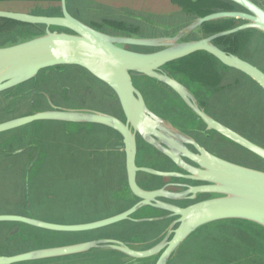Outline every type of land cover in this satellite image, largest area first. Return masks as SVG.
<instances>
[{
    "label": "water",
    "instance_id": "95a60500",
    "mask_svg": "<svg viewBox=\"0 0 264 264\" xmlns=\"http://www.w3.org/2000/svg\"><path fill=\"white\" fill-rule=\"evenodd\" d=\"M69 1L71 0L55 2L54 7L60 8L58 15H38L37 12H30L33 4L28 9H13L5 7L10 1L0 2V18L46 27L42 32L23 29L21 33L18 32L19 40L12 42L13 44L0 45V94L35 82L42 71L46 74L56 67H79L113 90L125 121L91 109L56 107L47 96L51 110L34 111L2 122L0 133L35 121L48 120L102 125L116 130L123 137L127 183L136 203L122 213L90 223L58 224L12 214H0V223H18L19 226L11 233L14 236L19 234L23 225L55 233H80L96 231L123 221L160 220L133 218V215L145 207L169 212L167 218L176 219L167 229L165 238L149 249H136L120 240L103 238L40 248L15 255H0V264L42 261L83 254L94 249L122 253L127 256L124 260L128 264H148L156 259L155 264H168L189 238L200 229L214 226L215 223L236 220L252 223L264 230V170L234 163L212 154L189 134L151 111L133 80L134 77H145L167 86L197 116L208 132L221 135L252 153L263 163L264 147L208 114L199 104L196 95L179 82L166 69V65L195 53L205 52L215 57L223 66L248 76L264 92V66L260 67L255 61H248L227 52L215 43L222 37L244 31H253L264 39V8L253 0H228L244 10L218 11L204 17L199 16L177 31L170 24H153L140 18L137 21L167 32L160 36H140L119 30L114 35L100 31L74 16L69 10ZM218 20H235L238 23L232 29L208 36L200 32L205 23ZM191 33H199L198 38L187 40ZM132 48H148L149 51L138 52L131 50ZM137 135L169 157L186 174L139 167L136 164ZM188 145L194 147L197 153L191 151ZM185 158L196 166L187 163ZM139 173L164 178H183L202 184L191 186L182 193H171L166 188L146 190L138 183ZM188 194L191 196L188 197ZM197 195H210V198L186 207L159 200H195Z\"/></svg>",
    "mask_w": 264,
    "mask_h": 264
},
{
    "label": "rangeland",
    "instance_id": "374dc122",
    "mask_svg": "<svg viewBox=\"0 0 264 264\" xmlns=\"http://www.w3.org/2000/svg\"><path fill=\"white\" fill-rule=\"evenodd\" d=\"M253 1L264 8V0ZM33 3L34 2L10 1L5 7L28 9ZM174 5L175 8L170 4V0L69 1V9L73 15H76L90 26L113 35L116 34L114 31L117 30L140 36H160L162 34H167V32L162 29L155 26L150 27L144 22L137 21V19L140 18L143 21L148 20L153 24H170L175 26L173 30L176 31L187 25L190 20H194L190 14L183 11V5L177 0ZM41 11L40 8H37L35 12L38 13ZM56 12H60V8L57 7ZM56 12L51 10L47 11L50 15H58L59 13ZM132 26H137L139 28L131 29ZM2 29L3 28L0 27V31ZM5 31L7 32L2 36ZM38 32H42V30L39 29ZM199 33H191L186 39L195 40L198 38ZM246 33L247 32H245V34ZM17 35V30H8L4 28L2 32H0V45L13 44L12 42L20 39ZM242 48V53L245 57L259 63L260 67L264 66V41H262L258 33L253 32L248 34L245 40H243ZM136 49L140 51L148 50L146 48ZM194 62L175 64V66L169 68L168 71L172 74H174V72L170 69L176 72V76L183 80V82L195 92L202 101V105L205 108L207 106V111L211 116L264 147V92L258 84L248 76L237 71L229 70L228 74H224L223 79H221L217 74H210L211 72L208 69L203 70L200 67L195 70L188 69L190 66L196 67ZM213 63H215L213 60H208L206 57H201L198 61L199 65L208 66ZM178 68L188 70H183L184 73H178ZM65 69L66 68H62V70ZM78 71L80 70L73 67L71 70L67 71V73L55 72L52 77H48L49 72H47L43 74L42 78L41 76L38 77L35 82H31L29 85L24 84L9 90L10 92L6 91L1 93L0 122L25 116L32 113L34 109H37L34 107V103H31L32 100L31 102H27L20 98H13L21 92L26 91L29 86L31 87L38 83L40 85L48 80L49 81L46 83L47 86L53 85V81H56L55 85H60L59 87L63 86V82L70 84V87L66 85L69 96L65 101L58 100V98L56 99L55 103L60 108L91 109L99 112L105 111L121 115V109L117 99L112 98L110 95L112 92L101 83H99V86L96 85L98 82H96V79L88 72L82 70L80 73L83 76V82L81 81L78 84L73 82V75L79 74ZM136 86L146 93L151 103L158 96L164 95L162 93L163 91L168 92L170 96L174 94L167 86L145 77L137 80ZM153 91L156 92V95ZM151 92H153L154 95H152ZM178 103L179 109H183L192 116L188 109L183 106L182 102L179 101ZM6 108H8V110H5ZM185 112L180 114V117L183 119H185ZM183 119L178 120L179 125H184ZM93 125L95 124L39 121V123L34 122L7 133H0V143L4 141L8 142V145L0 149V162L3 160L4 156L7 157V159H16L15 156H10L8 153H12L13 150L17 149L21 150L19 155L28 154L30 156L31 151L29 150H31V147L29 146L28 139L33 133H36L38 129L42 132L55 130L56 142L62 141L65 135L75 134L82 130L87 132V135L83 136L81 139L83 143L86 145L96 142L99 143L98 169L95 165L96 161L92 160L91 163L93 165L87 166V170L81 172L77 171L76 176H73L71 181L60 180L51 183L43 182L40 186L35 182L31 183L29 196H27L25 192V182L18 180H2L4 176H0V214L21 213L26 214L25 216L50 222L81 223L87 220L104 218L110 214H115L136 202V198L130 197L128 193L123 157L121 154L117 156L114 153L115 150L113 145H116L115 143L118 138H116L114 133ZM212 134L215 143L210 144V148L214 153L226 157L234 163L264 170V162L262 163V161L252 153L244 150L242 147L232 143L224 137H222L223 139L218 137V135H215L216 133ZM19 155H17L18 158ZM139 159L142 162L145 160L143 155L139 156ZM28 161L32 162V159L30 158ZM87 163L89 165V160H87ZM157 163L158 162L153 159L150 161L149 165L157 166ZM5 166L7 165L0 164V173L2 171L5 172L8 168ZM56 166L60 167L58 163H56ZM45 168H50V165H45ZM14 175L15 172L9 171L6 178L10 179ZM119 197L121 199H119ZM125 197L126 199L124 200ZM118 199L122 202L118 201ZM29 205L30 207L28 208ZM19 209L32 211L30 213H25L21 212ZM15 226L16 225L11 224L5 228V224L0 225L1 254L15 255L38 248H47L55 243L53 247L64 245L63 243H80L92 239H103L110 235L112 236L111 239H117L127 244H132L135 237H144L150 228V226L143 223H127L115 226L111 229L93 232V236L77 234L70 237V235L62 234L56 239L45 238L41 231L29 225H23L20 228L19 234L12 236L11 233L14 231ZM147 226L149 228H147ZM151 229L152 227L150 230ZM210 230H213V232L209 235V240L212 238H222L219 233L215 232L217 230L216 228L211 229L208 227L202 231V233L205 231L210 232ZM232 230L233 227L227 225V234L229 237L233 235ZM198 237L196 241L201 242V237H203V235ZM158 238L162 239L163 234L158 235ZM224 239L226 243H222L220 247L221 253L225 254L223 257H239V255L243 253V247L238 245L235 240H227L228 238ZM151 246L152 245L149 247ZM86 254H100L101 256L98 258L99 264H128L124 258L119 259L121 257L118 258V256L109 252H99L98 249L91 250ZM185 254L186 252L184 251L179 252L172 259L170 264H193L192 261L183 258ZM70 258H72V261L78 260V258ZM59 259L67 260L63 257ZM218 259H221V257L218 258L215 255L211 257L207 256L205 260H198L196 264H219L213 262ZM155 261L156 260H152V263L147 261V263L155 264ZM221 264L224 263L222 262ZM248 264L255 263L249 262Z\"/></svg>",
    "mask_w": 264,
    "mask_h": 264
},
{
    "label": "flooded vegetation",
    "instance_id": "af4514ba",
    "mask_svg": "<svg viewBox=\"0 0 264 264\" xmlns=\"http://www.w3.org/2000/svg\"><path fill=\"white\" fill-rule=\"evenodd\" d=\"M25 2H34L33 3L34 9L31 8L33 11L29 10L30 12H35L37 8H40L43 11L38 12L37 13L38 15H50L47 13V11L54 8L56 1L55 0H26ZM41 2H46V3H41ZM68 7H69V5H68ZM74 16H76V15H74ZM1 25H3L4 28H6L8 30H10V29L17 30V32H20L23 29H29V28L30 29H36L35 32H38L39 29H41L42 31H44L46 29V27L44 25H41L40 27L36 26V25L30 26V25H26V24L19 23L16 21H14L12 23H8V24L2 23ZM6 32L7 31H5L2 34V36L5 35ZM146 49H148V48H146ZM131 50L142 52L140 50H137L136 48H132ZM148 50L143 51V52H147ZM214 62L215 63L210 64L208 66L203 65L202 69L203 70L208 69L211 72L210 74H212V75H216L217 73L219 74V71L217 68V63H216V61H214ZM173 63L178 64L177 61H174V62L166 65V67L168 68L169 65H171ZM62 68H66V69L62 70ZM71 68H73V66H71V67L70 66H68V67H56V69H54L48 73V77H52L55 72L67 73V71L71 70ZM75 68L77 70H80V71H78L79 74L73 75V82L78 84L81 81L83 82V76H82V74H80L83 69L79 68V67H75ZM170 70L172 72H174V76L179 82L185 84L189 88V86L186 83H184L183 80L179 79L176 76V74H175L176 72L174 70H172V69H170ZM223 70H224L223 71L224 74H228L229 70L236 71L234 69H225V68H223ZM43 74H44V72L42 71L39 74V77L41 76V78H42ZM141 78H143V77H134L133 78L135 86H136V81L141 79ZM221 79H223L222 76H221ZM48 81H46L45 83H42L40 85L38 83V84H35L31 87L29 86V88L26 91L21 92L19 95L15 96V98H13V99L20 98L21 100L27 101V102L28 101L31 102V100H32L31 103H34V107L37 108V109H34V111H42V110L44 111V110H51L50 103L48 102V98H47V96H48L49 99L51 100L52 104L54 106L58 107L55 103L56 99L58 98V100L65 101V99L69 96L67 86L70 87V84L63 82V86L59 87L60 85H55L56 81H53L54 82L53 85L47 86L46 83ZM96 82H98V83H96V85H98V86H99V83H101L102 85L108 87V89L112 92V94H110L111 97L116 99L114 97L115 94H114L113 90L107 84H105L104 82H102L98 79H96ZM30 83L31 82L27 83L26 85H29ZM137 88H139V87H137ZM189 89L191 90V88H189ZM141 92L144 96V99H145L147 106L149 107V109L151 111H153L155 114H157L158 116L162 117L163 119H165L166 121H168L169 123L174 125L176 128H179L180 130L189 134L200 145L205 147L212 154L217 155L221 158L228 159V158L220 156V155L214 153V151H212V149L210 148V144L215 143V141L213 139V134H212L215 132H213V131L208 132L206 130L205 125L202 122H200V120L197 118L196 115H194L190 112L189 108L183 103V101L175 93L171 94V96H170V95H168V92L163 91L162 93L164 95L158 96L159 99H158V97L156 99H154L153 100L154 102L152 101V103H153L152 104L148 100L146 93L143 92L142 90H141ZM153 92L156 95V92L155 91H153ZM153 92H151L152 95H154ZM33 93H35V94L33 95ZM196 97H197L201 107L205 108L202 105V101L198 98V96H196ZM179 101L182 102L183 106L186 109H188V111L190 112V114L192 116H190L189 113L185 112L183 109H179V106L177 105V104H179L178 103ZM156 105H157V107H156ZM45 108H47V109H45ZM159 109H161V110H159ZM207 109L208 108L206 106V108H205L206 112H208ZM5 110H8V108H6ZM34 111H32V112H34ZM184 112H185V119L180 117L181 116L180 114H182ZM103 113H106V114H109L112 116H116L119 119L125 121L124 113L122 111H121V115H116L114 113H109V112H105V111ZM194 117H195V119H194ZM11 119H13V118H11ZM11 119H8L6 121H9ZM179 119H183L184 125L178 124ZM197 120H198V123H197ZM48 121H50L52 123L60 122V121H52V120H48ZM3 122H5V121H3ZM35 122L39 123V121H35ZM0 123H2V122H0ZM32 123H34V122H32ZM32 123H30V124H32ZM62 123H65V122H62ZM72 124H78V123H72ZM80 124H87V123H80ZM93 126H99V128L110 131L116 135V138H118V140L115 143L116 145H113L114 150H115L114 153L117 156L120 154L122 155L124 166H125V171H126V153H125V149H124V143H123L122 135L119 132H117L116 130L111 129V128L106 127V126H102V125H93ZM36 131L37 132L33 133V135L30 136L28 139L29 146L31 147V150H29V151H31L30 156L28 154L19 155L21 150L17 149V150H13L12 153H8L10 156H15L17 160L16 159H10V158L7 159V157L4 156L3 160L0 162L1 165L6 164L7 166H5V167H8L5 170V172L2 171L0 173V176H4V178L2 180H12V181L18 180V181L25 182V192H26L27 196L30 195V191H31L30 184L31 183L35 182L40 186L41 183H43V182L51 183V182H56V181H60V180L71 181L72 177L76 176L77 171L81 172L83 170H87V166H92L93 165L91 163L92 160L96 161L95 165H96L97 169L99 168V143L96 142V143H91V144L86 145L85 143H83L81 141L82 137L87 135V132L80 130L79 132H77L75 134H68L67 136L65 135L66 136V139L64 136L65 140L63 139L62 141L56 142L55 130H47L48 132H42V131H40V129H38ZM7 132H9V131L3 132V133H7ZM215 135H218V137L222 138V136L217 134V133ZM116 138H113V139H116ZM113 143H114V141H113ZM5 145H8V142L4 141V142L0 143V149L3 148ZM188 148L191 151L197 153L196 150L194 149V147L188 145ZM17 155H19V158L17 157ZM141 155H143L145 158V160L143 162L140 161V159H139V156H141ZM30 158L32 159V162L28 161V159H30ZM153 159L156 162H158L157 166L149 165L150 161H152ZM87 160H89V165L87 163ZM184 160L187 163H190L191 165H195L192 162H190V160H188L186 158ZM56 163H58L60 165V167L56 166ZM136 164L139 167L152 168V169H155V170H158L161 172H178V173L186 174L183 170L178 168L176 166V164L169 157L165 156L164 154L159 152L157 149L152 147L150 144L145 142V140L140 135H137ZM45 165H50V168L46 169ZM9 171L15 172V175L12 176L10 179L6 178ZM126 180H127V173H126ZM138 183L141 187H143L146 190H156V189L166 188V190H168L171 193L186 192L189 190V187L202 184L200 182L185 180L183 178H172V177L171 178H164V177H159V176H155V175H151V174H147V173H139ZM127 185H128V183H127ZM119 196H120V194H119ZM190 196H191V194H188V197H190ZM208 198H210V195H197V198L195 200L186 199L183 201H172V200L165 199V198H159V200H161L163 202H167V203H172V204H175V205L180 206V207H186L188 205H191L193 203H197L201 200H205ZM119 199H121V198L119 197ZM119 199H118V201H120ZM120 202H122V201H120ZM135 203L136 202L132 203L131 205H129V207L125 208L124 210L116 212L115 214H110L104 218H99V219H94V220L91 219V220H87L86 222H81V223L71 222V223H58V224L72 225V224H83V223H90V222L98 221V220L105 219V218L117 215L119 213H122V212L130 209ZM29 207H30V205L28 206V208ZM19 210L21 212H25V213H30L32 211V210H26V209H19ZM11 214L12 215H22V216L26 215V214H21V213H11ZM169 215H170L169 212H166V211H163L160 209H154V208H149V207L146 208L145 207V208L141 209L140 211H138L135 215H133V218H135V219L160 218V220L153 221V222H149V221H145V222L123 221V222L117 223L115 225H112V226H109V227H106L103 229H99L96 231L80 232V233H59V235H62V234L70 235V237H72L73 235H77V234L92 235L93 232H97V231L99 232V231H103L106 229H111L115 226H120L122 224H127V223L142 224L143 223L145 225L150 226V228L152 227V229L150 230V228L147 226V228H149L150 231L148 230V232L145 234L144 237H135L134 242H132V244H129V245H131L132 247H134L136 249H149V248L154 247L155 245L159 244L165 238V236L167 234V229L169 228L172 221H174L176 219V218H169L168 219L167 217ZM36 219H39V218H36ZM171 219H172V221H171ZM39 220H42V219H39ZM43 221H45V220H43ZM170 221H171V223H170ZM48 222H50V221H48ZM52 223H56V222H52ZM18 226L19 225H16L15 228H17ZM175 227H177V225ZM15 228H14V230H15ZM33 228L38 229L35 227H33ZM40 230H42V229H40ZM161 234H163L162 239L158 238V235H161ZM59 235L55 236V237H51V238L58 239ZM111 237L112 236L110 235V236L105 237V238H111ZM45 238H50V237H45ZM99 239H101V238H99ZM92 240H94V239H92ZM88 241H91V240H88ZM55 244H53L51 246H54ZM63 244L69 245V244H75V243H68V244L63 243ZM150 245H152V246L149 247ZM87 253H89V252H87ZM99 256H101V255H92V254L83 253V254H76V255H70V256L63 257V258H66L67 260L59 259V258H52V259H48V260L27 262V263H22V264H99V261H98ZM116 256H118V258L124 257L123 255H116ZM70 257L78 258V260L72 261L71 260L72 258H70Z\"/></svg>",
    "mask_w": 264,
    "mask_h": 264
},
{
    "label": "trees",
    "instance_id": "16d2710c",
    "mask_svg": "<svg viewBox=\"0 0 264 264\" xmlns=\"http://www.w3.org/2000/svg\"><path fill=\"white\" fill-rule=\"evenodd\" d=\"M5 1H26V0H0V2H5ZM56 2H59V0H55ZM171 4L174 5L176 0H170ZM180 4H182V9L183 11L187 12L188 14L191 15L193 19L197 18L198 16L204 17L207 16L211 13L218 12V11H237V10H244L240 7H238L236 4L232 3L231 1L228 0H177ZM183 1V2H182ZM175 6V5H174ZM59 8V7H58ZM57 7H54L51 9V11L56 12ZM59 13L60 12H56ZM14 21L8 20V19H2L0 18V27L4 29V26L1 25L2 23L8 24L12 23ZM237 21L235 20H218L215 22H210V23H205L201 29L200 32L204 34L205 36L212 35L214 33H218L221 31L229 30L234 28L237 25ZM138 29L139 27L137 26H132L131 29ZM2 29V30H3ZM2 30L0 32H2ZM129 30V28H128ZM115 33L119 31H114ZM245 32H247L245 34ZM253 33L251 31H244V32H239L234 35L222 37L218 40L215 41L217 45H219L223 50L236 54L240 56L243 59H246L248 61H252L251 59L245 57L242 53V44L243 40L248 36V34ZM245 34V35H244ZM262 41L264 39L260 36ZM236 39V41H235ZM201 57H206L208 60H214L217 63V68L219 71V74L217 75L219 77H224L223 73V68L225 69H230L225 66H223L215 57L205 53V52H198L195 53L191 56H188L186 58H183L181 60H178L177 63H190L194 62L196 67L190 66V70H195L203 67V65H199L198 61L201 59ZM176 63H173L169 65V67L173 68ZM169 67L166 69L169 70ZM184 68H178L177 72L178 73H184L183 70H188ZM174 76V74H172ZM175 77V76H174ZM192 90V89H191ZM193 91V90H192ZM195 94V92L193 91ZM196 95V94H195ZM197 96V95H196ZM191 112V111H190ZM192 113V112H191ZM193 114V113H192ZM128 187V185H127ZM123 191V190H122ZM128 193L130 197H134L130 189L128 187ZM121 194V193H120ZM135 198V197H134ZM126 197L124 198V200ZM5 224V228L7 226L14 224V225H19L18 223H0ZM227 225L233 227L232 233L233 235L231 237L228 236L227 234ZM245 226V228H244ZM210 227V226H209ZM208 227H204L200 229L196 234H194L191 238H189L174 254V256L170 259L169 263H171L172 259L178 254L179 252H186L184 255V259H187L189 261H192L193 264H196L198 260L202 261L205 260V258L211 257L213 255L217 256L218 258L221 257V259L215 260L213 262H217L221 264L222 262L224 264H248L249 262H253L255 264H264V230L257 225H254L252 223L248 222H242V221H236V220H231V221H223V222H218L215 223L214 226H211L210 228H216L217 230L215 231L216 233H219L222 238L216 239H208L209 235L212 232L205 231L202 233ZM38 231H41L44 235V237H55L58 236L59 233H54V232H49L45 230H40L36 229ZM254 231V232H253ZM203 235L202 241L198 242L196 239H198V236ZM224 238H228L227 240H235V242L243 247L244 251L239 255V257H233V258H228V257H223L225 254L221 253L220 247L222 243H226ZM208 241V242H207ZM139 246V245H138ZM48 247H53V246H48ZM40 249V248H38ZM99 252L103 253H112L114 255H123L124 254L112 251V250H98ZM0 255H5L1 254ZM100 255V254H99ZM122 259V258H119ZM101 260V259H100ZM123 261V260H122ZM113 262V261H112ZM152 263V261H150ZM149 264V263H148Z\"/></svg>",
    "mask_w": 264,
    "mask_h": 264
}]
</instances>
